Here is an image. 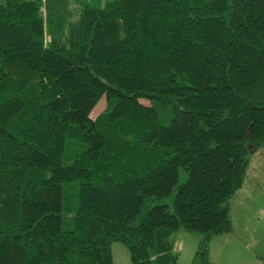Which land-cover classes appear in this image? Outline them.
I'll use <instances>...</instances> for the list:
<instances>
[{
  "label": "trees",
  "instance_id": "trees-1",
  "mask_svg": "<svg viewBox=\"0 0 264 264\" xmlns=\"http://www.w3.org/2000/svg\"><path fill=\"white\" fill-rule=\"evenodd\" d=\"M67 1L0 0V264H177L180 229L213 264L264 149V0Z\"/></svg>",
  "mask_w": 264,
  "mask_h": 264
},
{
  "label": "rangeland",
  "instance_id": "rangeland-1",
  "mask_svg": "<svg viewBox=\"0 0 264 264\" xmlns=\"http://www.w3.org/2000/svg\"><path fill=\"white\" fill-rule=\"evenodd\" d=\"M59 16L66 17L71 10L67 0H56ZM47 12H44L47 18ZM60 34V33H59ZM59 36V35H58ZM148 105L147 101H140ZM106 106L101 98L90 114L94 119ZM180 183L185 181L180 171ZM76 192L71 188L70 195ZM172 195L166 200H155L150 206L170 203ZM229 219L231 230L213 236L208 246V260L213 264H264V149L258 148L249 155V164L242 187L229 199ZM67 226V225H65ZM202 234L183 229L173 232L171 239L178 253L177 264H192ZM112 264H130L127 248L119 242L111 244Z\"/></svg>",
  "mask_w": 264,
  "mask_h": 264
}]
</instances>
